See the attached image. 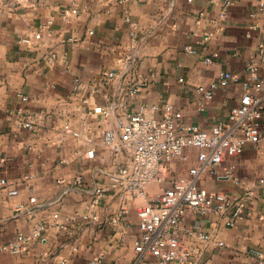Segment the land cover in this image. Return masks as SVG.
Masks as SVG:
<instances>
[{"label": "crops", "instance_id": "obj_1", "mask_svg": "<svg viewBox=\"0 0 264 264\" xmlns=\"http://www.w3.org/2000/svg\"><path fill=\"white\" fill-rule=\"evenodd\" d=\"M25 36L34 42L23 43ZM259 43L264 0H232L227 8L225 0H0V264H157L135 248L137 208L146 198L122 200L112 188L98 196L109 183L102 170L124 160L104 146L109 123L94 110L125 98L108 74L118 73L121 55L134 50L136 86L145 84L127 109L180 111L183 123L209 129L246 91L264 105ZM256 57L258 78L249 68ZM223 72L234 77L221 83ZM214 82L213 96L204 97L199 89ZM187 156L171 165L169 180L189 175L196 153ZM199 183L244 206L238 215L234 206L185 213L184 227L211 236L207 243L182 236L185 246L200 250L195 264H264V139L224 158ZM40 223L41 236L21 251L3 249Z\"/></svg>", "mask_w": 264, "mask_h": 264}, {"label": "built area", "instance_id": "obj_2", "mask_svg": "<svg viewBox=\"0 0 264 264\" xmlns=\"http://www.w3.org/2000/svg\"><path fill=\"white\" fill-rule=\"evenodd\" d=\"M231 2L225 0V7H229ZM126 20L135 25L130 17ZM52 23L49 20L35 36H41ZM21 41L32 44L34 39L25 36ZM258 54L264 60V43H259ZM137 57V52L129 49L121 55L118 73L108 74L115 82L117 93L122 91L125 98L121 100L116 96L107 106L94 108L109 123L102 133L104 146L116 156L124 158L115 169L102 170L109 183L97 191L98 196H104L112 188L119 192L122 200L146 198L137 208L140 234L135 248L139 258L151 254L157 258V264H195V257L200 250L185 246L182 236H194L205 243L210 241L211 236L207 232L184 227L183 217L189 210L208 214L232 206L235 207L234 215L241 212L244 200L233 202L222 192L202 188L199 181L215 173L224 158L240 156L247 144L257 145L264 139V105L260 97L246 91L240 102L230 108L227 118L209 129L183 123L180 111L163 116L148 114L144 108L129 111L128 98L145 84L136 86ZM256 61L257 57L253 58L249 68L253 76L258 78ZM233 77L232 73L223 72L220 81L223 83ZM218 85V82H214L209 88H200L199 91L204 97L211 98ZM157 109V106L152 107L154 111ZM66 128L75 136L80 135L70 124ZM188 150L196 153V161L189 168V175L169 180L167 174L171 165L178 159H187ZM95 154V147L87 151L90 158ZM78 179L81 180V176ZM154 184L167 185L152 194L150 188ZM44 229L45 225L40 223L30 235L19 234L3 249L21 251L30 240L40 237Z\"/></svg>", "mask_w": 264, "mask_h": 264}]
</instances>
